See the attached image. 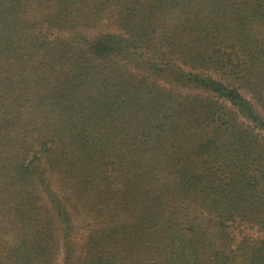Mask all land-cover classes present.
<instances>
[{
	"label": "trees",
	"instance_id": "obj_1",
	"mask_svg": "<svg viewBox=\"0 0 264 264\" xmlns=\"http://www.w3.org/2000/svg\"><path fill=\"white\" fill-rule=\"evenodd\" d=\"M0 188L8 264H264V0H0Z\"/></svg>",
	"mask_w": 264,
	"mask_h": 264
},
{
	"label": "rangeland",
	"instance_id": "obj_2",
	"mask_svg": "<svg viewBox=\"0 0 264 264\" xmlns=\"http://www.w3.org/2000/svg\"><path fill=\"white\" fill-rule=\"evenodd\" d=\"M181 92L186 93L188 91L183 89ZM4 205L3 191L0 188V264H8L5 257L9 249H11V246L15 243L13 238L15 226L17 225L13 216L7 211V209L5 210L6 205ZM71 212L74 213L73 223L75 225L73 227V235L70 239V249L72 248V250L68 256L69 261L67 263L64 262L65 253L63 248L60 246L56 250L51 264H79L82 259V248L84 243L88 240V236L95 230L99 229V226H102V221H96L94 216H92L96 215L95 210L91 212L88 210V213H86V211L84 212L82 209H79V211L71 210ZM229 232L236 242L240 241L244 237L257 239L262 236L255 226L248 224H232L229 227ZM58 240L59 243H62L60 235L58 236ZM145 250L146 249L142 246L133 247L126 257L124 256L121 261H118L115 264H150V262H152L151 257L145 252ZM159 260L160 259L157 258L154 262L157 263ZM181 264H183L182 257Z\"/></svg>",
	"mask_w": 264,
	"mask_h": 264
}]
</instances>
